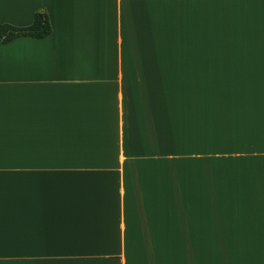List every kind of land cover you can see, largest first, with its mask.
Wrapping results in <instances>:
<instances>
[{"label":"crops","instance_id":"crops-1","mask_svg":"<svg viewBox=\"0 0 264 264\" xmlns=\"http://www.w3.org/2000/svg\"><path fill=\"white\" fill-rule=\"evenodd\" d=\"M0 264H264V0H0Z\"/></svg>","mask_w":264,"mask_h":264},{"label":"trees","instance_id":"trees-1","mask_svg":"<svg viewBox=\"0 0 264 264\" xmlns=\"http://www.w3.org/2000/svg\"><path fill=\"white\" fill-rule=\"evenodd\" d=\"M52 33L49 17L45 13H36L33 23L27 27H16L9 24L0 26V40L9 43L21 37L45 39Z\"/></svg>","mask_w":264,"mask_h":264}]
</instances>
